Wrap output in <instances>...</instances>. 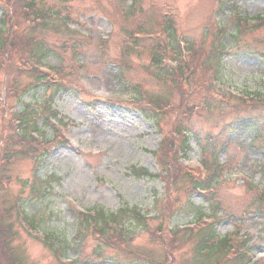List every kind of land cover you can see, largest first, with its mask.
Wrapping results in <instances>:
<instances>
[{
  "label": "rangeland",
  "instance_id": "obj_1",
  "mask_svg": "<svg viewBox=\"0 0 264 264\" xmlns=\"http://www.w3.org/2000/svg\"><path fill=\"white\" fill-rule=\"evenodd\" d=\"M222 1L227 0H72L69 4L48 0L46 6L53 12H60L61 17L70 14L71 31L76 32L70 36L62 27L61 32L32 33L54 50L56 55L47 64L62 71L56 78L70 89L55 99L53 111L60 113L62 119L56 125L72 147L55 144L41 157H31L13 134L12 121L23 103L33 105L49 92L43 88L28 93L37 73L20 65L28 54V42L23 40L28 36L23 33L31 25L21 19L20 0H0V7L9 13L0 33V162L7 161L0 166V177L11 179L8 189L0 183V248L3 230L6 233L10 226L18 235L11 247L22 264H58L41 242L49 231L52 240L65 246L66 260H76V264H197L196 232L174 237L171 230L169 237L167 226L168 242L154 240L152 233L164 217L172 219L165 223L175 229L196 221L197 214L190 213L189 205L212 214L213 201L204 202L192 182L207 180L216 166L220 172L218 235L245 238L242 248H251L252 255L245 259L264 264V218L257 215L262 204L257 198L264 199V19L260 28L236 34L239 17H233L263 16L264 0L230 1L223 11L219 9ZM169 21L175 22L178 36L198 44L193 61L199 62L195 66L201 84L185 88L186 92L181 80H163L161 69L153 63L155 48L167 42ZM71 37L74 46L65 47ZM130 42L136 45L130 47ZM138 90L148 92L154 103L169 104L162 112L167 113L156 116V121L154 113H140L142 106L131 99H150L133 96ZM243 122L260 123L261 135L243 129ZM175 130L188 132L186 158L177 151L184 145ZM43 131L49 142L53 131ZM15 142L17 148L11 149ZM173 151L177 157L173 158ZM134 167L158 174L160 180L135 176ZM52 176L49 194L36 196L33 186ZM15 205L20 207L16 210ZM125 206L149 217L147 228L123 235L126 241L120 237L130 254L100 245L92 228L79 224V212L104 209L114 213ZM25 208L39 225L32 236L16 223V212ZM174 240L178 243H170ZM229 247L225 252L233 250L230 243ZM167 253L172 254V262Z\"/></svg>",
  "mask_w": 264,
  "mask_h": 264
},
{
  "label": "trees",
  "instance_id": "obj_2",
  "mask_svg": "<svg viewBox=\"0 0 264 264\" xmlns=\"http://www.w3.org/2000/svg\"><path fill=\"white\" fill-rule=\"evenodd\" d=\"M24 1L25 2H22V6H25L24 8L29 13L27 14L24 11H22L21 15H23V17L21 19H23L26 24L28 23L35 24L37 21H40V23L39 24L37 23L38 25L35 29L33 26H27L29 28V31L24 32L23 35H26L28 37L27 39H23V40L24 41L27 40L28 50L32 51L31 53L33 54L34 58L38 57L39 59H46L52 53V48L48 44V42H46L45 40H40L36 36H34L32 34L33 31L35 34H37L39 31V34L43 35L51 31L61 32L62 27H64L66 30V25L62 22V20H64L66 24L68 22H71L70 14L66 13L65 17L62 20H60V18H56L57 20H59V22L56 23L53 21L54 17L52 15L53 14L52 8H48L46 6V3L48 0H24ZM59 1L62 2L63 4H69L72 0H59ZM139 1L140 0H133V2L135 3H138ZM8 14L9 13L7 11L4 17L8 16ZM58 14L60 15V12H58ZM4 22H5V19H4ZM4 22L0 20V33L5 30ZM140 24L142 26L141 20H140ZM1 50H2V46L0 47V51ZM34 88L36 89L37 86ZM61 89H63L65 92L68 91L67 88L63 86H61ZM51 91L57 94L60 90L59 89L57 90L51 86H48L46 92H51ZM55 98L56 97H51V98L41 97V101H36L34 102L33 105L28 104V103L27 104L23 103V106H21L20 111H17V114H14L15 116H18V118L15 117V119H17V122H18V128L17 130L15 129V132L13 134L20 139L19 143L23 142L25 145L24 147L26 149L28 148L27 155H31V157L41 156L43 152L49 150L54 145V144H43V143L40 144L38 143V141H36L32 137L35 134L37 135L40 133V131H42V129L39 128V126H41L42 128H48L50 127L48 122L52 118H56V116H54V113L51 111ZM5 118L6 116H3L2 118L4 119V121L2 122V127H4L6 124ZM259 125L260 123H257V122L256 123L243 122L241 126L244 127L243 129L246 128L245 129L246 131L247 129H249L251 131H254V133L258 132L257 134L261 135L263 130H261V126L259 127ZM11 139L13 140V137H11ZM188 142H189L188 139H185V142H182V144H185L183 147V150L185 151H181V150L179 151V149H177V151H179V153L180 152L186 153L187 151H189V146L187 144ZM180 144H181V141H180ZM13 145L14 146L11 147V149H16L17 143L15 142ZM13 151L15 150H12V152ZM172 155H173V158L177 157L178 152L173 151ZM0 156H2L1 151H0ZM174 160L175 161H172V163H176L177 159H174ZM216 160L217 159L215 158L213 162H217ZM2 162H0V166L2 165ZM216 168H217L216 166L211 167V171H210L209 176L207 177L208 178L207 180L205 179L202 182L201 180L198 179L199 181L192 182L194 184V188L197 191L196 193L198 194H201L202 192L209 193L212 190H214L215 185L217 184L218 180L213 181L212 174ZM137 171H138L137 169L133 170L132 173L135 176L138 175V177L143 178V176H147L151 179L160 178V175H152L149 171L144 170V169L138 172ZM3 179L9 180L10 177L6 175L1 176L0 183ZM174 180L177 181V179H174ZM44 182L45 181H42L39 179L38 182L33 186V192L35 195L43 196L46 193L47 187L44 185ZM208 198L212 199L208 201H213L211 202V205H212L211 213L212 212L217 213L219 209V202L216 201L215 195L210 193L208 195ZM257 200L260 201L261 198H257ZM188 209L190 213L193 212L194 214H197L198 218L202 216L203 214H205L204 209L202 211L198 207H194V206L192 207L191 205H189ZM257 215L259 218H264V211L261 212L259 207L257 208ZM96 218L90 219L89 217L82 215L79 217V224L83 225L85 229L92 228L93 232L95 231V233H98L100 237H103V239L105 240L106 248L109 249L110 246H113L112 247L113 249H116V250L120 249L122 254H130L131 253L130 248H127L126 251H124L120 245L113 244L114 240H119V237H124L123 235L131 236L132 234H134L135 228H143V227L147 228L146 227L147 219L142 215V213L136 211L135 208L124 207L114 213L106 212L105 210L102 209L96 212ZM27 221L31 224H34L36 222L34 219V216H28ZM129 222H132V223L129 224ZM112 223L116 225L114 229L109 228V224H112ZM7 227H8V230L6 233L3 230V237L10 238L11 235L15 237L16 234L13 233L14 231L11 229V227L10 226H7ZM202 228H203L202 230H200L199 232H196L195 234V237L198 238L199 240L198 246L196 248L197 256L195 257L197 264H220L221 260L224 261V264H226L225 260L227 261V259H232V261H229V263L227 264H245L246 263L245 258L243 257L238 258V256L233 258L231 257L232 253H231V256L229 255L230 251L225 252L227 249L230 248L229 244L225 239H222V240L218 239L219 237L216 233L217 230L215 227L202 226ZM3 229H7V228L3 227ZM165 231L166 230L164 226L161 224L159 226V229H157L156 232L152 233L153 239L168 242V239L165 236ZM180 233H184L185 235L183 236H186L188 234L187 232L185 233L183 231L175 230L174 237H176V235L178 236ZM168 234H169V237H171V232H168ZM124 240H125V237H124ZM216 241L218 242V244L212 249V254L209 255L208 257L203 256L204 255L203 250L209 249L210 245L214 244ZM174 242L176 241L174 240V241H171L170 243L174 244ZM52 246L53 247H48V248L51 251H54L52 252L54 255L63 254L61 252L63 250L67 251L65 250V247L56 246L54 243L52 244ZM11 250L13 252L10 253L11 254L10 258H8V254L6 253L4 252L0 253V264H22L19 258L14 255L16 250L14 248H12ZM97 254H102V251L97 252ZM139 256L146 258L142 256V254H139ZM164 259L166 260V258ZM167 259L169 260V262H172L173 258H172L171 253H167Z\"/></svg>",
  "mask_w": 264,
  "mask_h": 264
}]
</instances>
